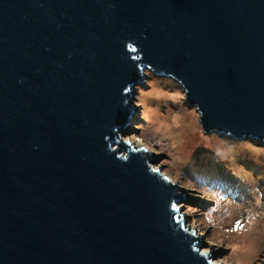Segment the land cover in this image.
I'll return each instance as SVG.
<instances>
[{
	"label": "water",
	"instance_id": "obj_1",
	"mask_svg": "<svg viewBox=\"0 0 264 264\" xmlns=\"http://www.w3.org/2000/svg\"><path fill=\"white\" fill-rule=\"evenodd\" d=\"M150 73L264 141V0H0V264H236L181 204L218 198L119 137Z\"/></svg>",
	"mask_w": 264,
	"mask_h": 264
},
{
	"label": "rangeland",
	"instance_id": "obj_2",
	"mask_svg": "<svg viewBox=\"0 0 264 264\" xmlns=\"http://www.w3.org/2000/svg\"><path fill=\"white\" fill-rule=\"evenodd\" d=\"M134 90L141 127L120 139L141 141L164 173L184 178L183 190L218 198L181 203L198 212L193 230L212 238L207 250L229 247L218 261L264 264V141L205 132L170 77L147 74Z\"/></svg>",
	"mask_w": 264,
	"mask_h": 264
},
{
	"label": "bare ground",
	"instance_id": "obj_3",
	"mask_svg": "<svg viewBox=\"0 0 264 264\" xmlns=\"http://www.w3.org/2000/svg\"><path fill=\"white\" fill-rule=\"evenodd\" d=\"M171 124H172V125H175V124H176V120L173 119V120L171 121ZM132 144H133L134 146H141V141H139V140H135V141L132 142Z\"/></svg>",
	"mask_w": 264,
	"mask_h": 264
},
{
	"label": "snow or ice",
	"instance_id": "obj_4",
	"mask_svg": "<svg viewBox=\"0 0 264 264\" xmlns=\"http://www.w3.org/2000/svg\"><path fill=\"white\" fill-rule=\"evenodd\" d=\"M157 171H158V169H157ZM174 207H175V205H174ZM237 226H238V227H243V225H240V224H238Z\"/></svg>",
	"mask_w": 264,
	"mask_h": 264
}]
</instances>
